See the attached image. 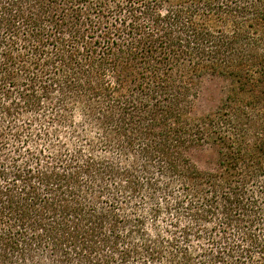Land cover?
<instances>
[{
  "label": "trees",
  "instance_id": "16d2710c",
  "mask_svg": "<svg viewBox=\"0 0 264 264\" xmlns=\"http://www.w3.org/2000/svg\"><path fill=\"white\" fill-rule=\"evenodd\" d=\"M0 264H264V0H0Z\"/></svg>",
  "mask_w": 264,
  "mask_h": 264
},
{
  "label": "rangeland",
  "instance_id": "374dc122",
  "mask_svg": "<svg viewBox=\"0 0 264 264\" xmlns=\"http://www.w3.org/2000/svg\"><path fill=\"white\" fill-rule=\"evenodd\" d=\"M222 97H224L223 83L215 80H206L195 105L194 115L198 116L213 109ZM200 156L203 155L200 154ZM200 156L196 155V160L203 163Z\"/></svg>",
  "mask_w": 264,
  "mask_h": 264
}]
</instances>
